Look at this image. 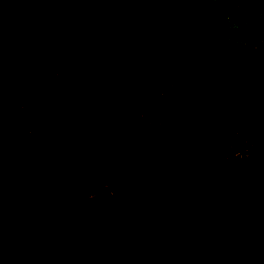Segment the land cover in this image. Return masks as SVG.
Returning <instances> with one entry per match:
<instances>
[{
  "label": "trees",
  "instance_id": "trees-1",
  "mask_svg": "<svg viewBox=\"0 0 264 264\" xmlns=\"http://www.w3.org/2000/svg\"><path fill=\"white\" fill-rule=\"evenodd\" d=\"M48 11L0 38V117L58 85L47 110L0 131V264H131L125 230L99 220L108 198L162 210L200 264H264V134L246 128L264 58L222 57L176 29L160 58L172 86L151 115L147 32L117 28L64 75L77 28Z\"/></svg>",
  "mask_w": 264,
  "mask_h": 264
},
{
  "label": "rangeland",
  "instance_id": "rangeland-1",
  "mask_svg": "<svg viewBox=\"0 0 264 264\" xmlns=\"http://www.w3.org/2000/svg\"><path fill=\"white\" fill-rule=\"evenodd\" d=\"M54 6L63 7L77 28L61 67L64 75L117 28L130 23V28L147 32L155 51L145 64L147 86L140 99L151 115L163 111L172 86V70L160 58L168 35L176 29L191 30L196 40L216 48L222 57L264 58V0H0V38L19 32L27 21L42 18ZM57 87L44 89L25 110L3 114L0 131L27 124L37 108L47 110ZM246 128L254 135L264 134V105L252 112ZM96 206L104 226L125 230L131 264H200L159 208L137 198H108Z\"/></svg>",
  "mask_w": 264,
  "mask_h": 264
}]
</instances>
